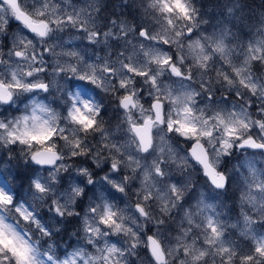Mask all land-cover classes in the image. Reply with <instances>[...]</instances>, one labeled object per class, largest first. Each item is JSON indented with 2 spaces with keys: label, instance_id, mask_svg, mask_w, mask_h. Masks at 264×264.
<instances>
[{
  "label": "clouds",
  "instance_id": "1",
  "mask_svg": "<svg viewBox=\"0 0 264 264\" xmlns=\"http://www.w3.org/2000/svg\"><path fill=\"white\" fill-rule=\"evenodd\" d=\"M48 4L65 22L44 39L25 33V59L15 56L20 28L0 30V81L20 88L0 100V226L31 248L32 264H68L77 253L74 264H157L150 239L166 264H194V255L195 264H222L221 247L264 235V148L244 143L264 145V58L248 59L264 44V0H187L191 21L156 0ZM245 63L254 89L234 75ZM37 106L46 109L39 120ZM221 120L239 130L231 147ZM25 121L53 139L10 142L7 132ZM209 219L220 232L211 244ZM0 264L16 257L2 249Z\"/></svg>",
  "mask_w": 264,
  "mask_h": 264
},
{
  "label": "snow or ice",
  "instance_id": "2",
  "mask_svg": "<svg viewBox=\"0 0 264 264\" xmlns=\"http://www.w3.org/2000/svg\"><path fill=\"white\" fill-rule=\"evenodd\" d=\"M37 0H0V30L8 27L9 19H14L19 22L20 32L15 36V56L20 59L26 58V53L30 46L31 41L26 38L25 33L29 36L39 37L44 39L48 36L52 29V24L57 25L64 23V19L57 16V9L54 5H49L48 0H39L41 7H36ZM159 4L160 9L163 13L174 14L178 13L181 17L186 20L191 21L190 8L188 7L187 0H156ZM67 22H73L72 17H67ZM199 47V46H198ZM218 50L223 51V46L220 43L216 44ZM196 55H200V51L194 52ZM206 58V57H205ZM264 58V44H258L255 48L250 49L248 53V59L251 61L259 62L260 59ZM163 63L167 64L168 61L164 60ZM247 64L239 66L234 69V75L239 78V83L244 87L255 88V82L249 83L245 78ZM31 75V72L28 73ZM12 78L15 80V73H12ZM231 82V81H229ZM32 87V86H30ZM34 87L43 88L44 85H35ZM13 89L20 90L19 83H5L0 81V100H4L6 97H11V92ZM133 104V97L129 95L125 98V106ZM38 109V112H37ZM34 109L35 120L40 119L41 113H44L46 109L44 106H37ZM87 118L80 119V123L84 124L86 128H91L93 125L92 121H87ZM25 123V128L21 130L19 125H16L12 130L7 132V138L10 142L19 141L22 144H32L46 145L54 137L55 132L51 129L45 128L42 124H34L33 126H27V121ZM220 123L224 124V135L227 137L225 141L227 147L232 145L228 143L229 140L233 138L239 139L237 133L238 128L235 123H229L226 120H221ZM239 123L243 127H247V121L241 120ZM260 126H264V121H258ZM6 127L0 124V128ZM180 130L185 134H193L197 132V129L188 124H180ZM138 132L141 130L137 129ZM205 135H211V132L204 133ZM2 138V137H0ZM245 145L252 148H264L262 144H256L252 139H248ZM49 153L52 152L51 148H48ZM193 154L198 159L204 163L205 171L209 178L216 183L218 177L216 175L215 169L207 163V158L203 150L197 145L193 148ZM44 155V153L37 152L34 154L33 159H38ZM40 162H47L41 160ZM261 181L264 182V176L261 177ZM39 187V185H38ZM0 199H7V197L0 194ZM112 217L109 216L105 221L106 224H111ZM208 230L211 233L209 238V244L213 240L220 239V232H218L217 227H215L209 219ZM149 246L151 249L152 256L157 261V264H166V256L164 249L161 247L159 241L155 239L149 240ZM7 249L13 256L16 257V264H32V250L23 241L17 240L15 237L8 235L5 228L0 226V250ZM112 251V250H110ZM195 252V249H193ZM221 256L223 257L222 264H232L233 257H236V264H264V235H253L248 244L244 248H239L238 246L228 245L226 247H221L219 249ZM78 255L73 254V260H70L68 264H74L75 257ZM203 255V251L199 253ZM194 264L198 260V255L193 257Z\"/></svg>",
  "mask_w": 264,
  "mask_h": 264
},
{
  "label": "rangeland",
  "instance_id": "3",
  "mask_svg": "<svg viewBox=\"0 0 264 264\" xmlns=\"http://www.w3.org/2000/svg\"><path fill=\"white\" fill-rule=\"evenodd\" d=\"M8 27H9V29L12 30V31H15L16 29L20 28V26L15 25V24L13 23V19H9Z\"/></svg>",
  "mask_w": 264,
  "mask_h": 264
},
{
  "label": "water",
  "instance_id": "4",
  "mask_svg": "<svg viewBox=\"0 0 264 264\" xmlns=\"http://www.w3.org/2000/svg\"><path fill=\"white\" fill-rule=\"evenodd\" d=\"M13 23L16 24V25H19V22L15 21L14 19H13Z\"/></svg>",
  "mask_w": 264,
  "mask_h": 264
}]
</instances>
